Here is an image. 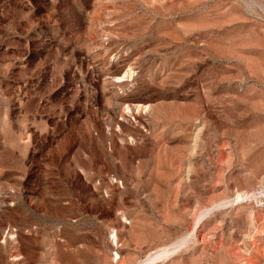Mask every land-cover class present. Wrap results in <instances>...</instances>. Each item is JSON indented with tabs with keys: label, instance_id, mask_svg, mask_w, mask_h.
<instances>
[{
	"label": "rangeland",
	"instance_id": "1",
	"mask_svg": "<svg viewBox=\"0 0 264 264\" xmlns=\"http://www.w3.org/2000/svg\"><path fill=\"white\" fill-rule=\"evenodd\" d=\"M259 224L264 0H0V264H264Z\"/></svg>",
	"mask_w": 264,
	"mask_h": 264
},
{
	"label": "bare ground",
	"instance_id": "2",
	"mask_svg": "<svg viewBox=\"0 0 264 264\" xmlns=\"http://www.w3.org/2000/svg\"><path fill=\"white\" fill-rule=\"evenodd\" d=\"M109 6H110V5H109ZM105 7H106V6H105ZM116 11H117V10H116ZM95 29H96V28H95ZM175 33H176V32H175ZM116 70H117V69H116ZM115 72H116V71H115ZM124 72H125V71H124ZM132 72H133V70H132ZM112 73H113V72H112ZM117 74H118V73H117ZM129 74H131V73H129ZM127 75H128V74H127ZM118 79H119V77H118ZM108 80H109V79H108ZM105 81H106V80H105ZM123 81H124V80H123ZM105 83L108 84V82H105ZM107 84H106V85H107ZM112 84H113V82H112ZM117 84H118V83H117ZM119 85H120V84H119ZM109 86H110V85H109ZM115 86H116V82H115ZM102 87H104V85H103ZM119 87H120V86H119ZM115 88H116V87H115ZM116 99H117V98H116ZM118 100H119V99H118ZM107 102H108V101H107ZM113 103H114V102H113ZM106 104H108V103H106ZM115 104H116V103H115ZM119 105H120V104H119ZM178 105H179V104H178ZM100 106H101V105H100ZM113 106H114V104H113ZM113 106H112V107H113ZM105 107H106V106H105ZM105 107H104V108H105ZM131 107H132V106H131ZM98 108H99V107H98ZM128 108H129V107H128ZM133 108H134V107H133ZM137 108H138V107H137ZM115 109H116V108H115ZM131 109H132V108H131ZM128 110H129V109H128ZM132 110H133V109H132ZM135 110H136V109H135ZM148 110H149V109H148ZM97 111H98V110H97ZM105 112H107V110H106ZM108 112H109V111H108ZM108 112H107V113H108ZM138 112H139V111H138ZM95 113H96V112H95ZM100 113H101V112H100ZM115 113H116V111H115ZM131 113H133V112L131 111ZM136 113H137V112H136ZM193 113H194V112H193ZM109 114H110V112H109ZM111 114H112V113H111ZM113 114H114V113H113ZM128 114H129V113H128ZM99 115H100V114H99ZM99 115H98V116H99ZM105 115H106V114H105ZM96 116H97V115H96ZM98 116H97V117H98ZM110 116H111V115H110ZM126 116H127V115H126ZM99 117H100V116H99ZM99 117H98V118H99ZM116 117H117V116H116ZM137 117L140 118V116H137ZM135 118H136V117H135ZM112 119H113V118H112ZM115 119H116V118H115ZM127 119H128V118H127ZM192 126H193V125H192ZM185 127H186V126H185ZM195 129H196V127H195ZM195 129H194V130H195ZM192 132H193V131H192ZM189 137H190V136H189ZM161 146H162V145H161ZM225 157H226V156H225ZM183 179H184V178H183ZM244 188H245V187H244ZM244 188H243V189H244ZM253 188H254V187H253ZM241 189H242V188H241ZM241 189H240V190H241ZM174 190H175V189H174ZM242 193H243V192H242ZM201 194H202V193H201ZM161 196H162V195H161ZM237 196H238V195H237ZM207 198H208V197H207ZM237 198H238V197H237ZM97 199H98V198H97ZM195 199H196V198H194V200H195ZM204 200H205V199H204ZM102 202H103V201H102ZM104 202H105V201H104ZM104 202H103V203H104ZM212 203H213V202H212ZM212 203H211V204H212ZM233 203H234V202H233ZM7 204H8V203H7ZM211 204H210V205H211ZM213 204H214V203H213ZM226 204H227V203H226ZM236 205H237V204H236ZM202 206H203V205H202ZM239 206H240V205H239ZM239 206H238V207H239ZM191 207H192V206H191ZM208 207H209V206H208ZM214 207H216V206L213 205V206H211V207H209V208H206V210H205L204 212L202 211V213L199 214V216L197 217L196 223H195V225H194V228L192 229V232H191L190 236H193V235L196 233L197 229H199L198 227H200V224H201V221H202L203 216H204L206 213H208L210 210H212ZM238 207H237V208H238ZM110 208H111V207H110ZM237 208H236V209H237ZM111 209H112V208H111ZM197 210H198V209H197ZM254 212H255V211H254ZM254 212H253V213H254ZM213 213H214V212H213ZM213 213H212V214H213ZM257 213H258V212H257ZM257 213H256V214H257ZM258 214H259V213H258ZM197 215H198V214H197ZM253 215L255 216V214H253ZM218 216H221V215H218ZM254 216H253V217H254ZM259 216H260V215H259ZM225 217H226V216H225ZM225 217H224V218H225ZM256 218H257V217H256ZM259 218H260V217H259ZM134 219H135V218H134ZM220 219H221V218H220ZM226 219H227V217H226ZM218 220H219V219H218ZM255 220H256V219H255ZM258 220H261V219H258ZM133 221H134V220H133ZM133 221H131V222H133ZM223 222H224V220H223ZM226 222H227V221H226ZM249 223H250V222H249ZM251 223H252V222H251ZM252 224H253V223H252ZM259 225H260V224H259ZM259 225H258V226H259ZM254 226H255V223H254ZM254 226H252V227H254ZM262 226H263V225H262ZM262 226L260 225V228H261V229L263 228ZM207 227H208V226H207ZM211 228H212V227H211ZM254 228H255V227H254ZM257 228H258V227H257ZM260 228H258V229H260ZM231 229H232V228H231ZM208 230H209V228H208ZM232 230H233V229H232ZM252 230H253V229H252ZM254 230H255V229H254ZM262 230H264V228H263ZM169 231H170V230H169ZM205 231L207 232L206 227H205ZM205 231H204L203 233H205ZM237 231H238V230H237ZM241 231H242V230H241ZM252 232H253V231H252ZM214 233H215V231H214ZM214 233H213V234H214ZM234 233H235V232H233V234H234ZM248 233H249V232H248ZM248 233H247V234H248ZM216 234H217V233H216ZM255 234H256V233H255ZM210 235H211V234H210ZM249 235H250V234H249ZM249 235H248V236H249ZM12 236H13V235H12ZM206 236H207V234H206ZM211 236H212V235H211ZM254 236H255V235L252 234V235H251V238H253ZM200 237H201V236H200ZM244 237H245V235H244ZM256 237H257V236H256ZM157 238H158V237H157ZM235 238H236V237H235ZM248 238H249V237H248ZM179 239H180V238H179ZM190 239H191V238H190ZM203 239H205V237H203ZM238 239H239V238H238ZM243 239H244V238H243ZM258 239H259V238H258ZM207 240H208V238H207ZM176 241H177V240L175 239V242H176ZM240 241H241V240H240ZM173 242H174V241H173ZM197 242H198V241H197ZM206 242H207V241H206ZM241 242H242V241H241ZM247 242H248V241H247ZM255 242H256V241H255ZM184 243H185V240L182 239V240H180L178 243H176L175 246L180 247V246L183 245ZM202 243H203V242H202ZM242 243H244V242H242ZM249 243H250V242H249ZM253 244H254V242H253ZM253 244L251 243V245H253ZM166 245H167L166 247L169 246L168 244H166ZM164 246H165V245H164ZM185 246H187V245H185ZM206 246H207V244H206ZM223 246H224V245H223ZM226 246H227V245H226ZM257 246H258V245H255V247H257ZM259 246H260V245H259ZM159 247H160V246H159ZM162 247H163V246H162ZM196 247H197V246H196ZM243 247H244V246H243ZM250 247H251V246H250ZM250 247H249V248H250ZM174 248H175V247H174ZM174 248H173V249H174ZM199 248H200V247H199ZM227 248H228V247H227ZM262 248H263V246H262ZM168 249H169V248H168ZM173 249H172V250H173ZM216 249H217V248H216ZM236 249H237V246H236V248H235L234 250H236ZM239 249H240V248H239ZM254 249H256V248H254ZM263 249H264V248H263ZM156 250H157V249H156ZM160 250H161V249H160ZM181 250H183V249H181ZM194 250H195V249H194ZM198 250H199V249H198ZM251 250H252V249H251ZM256 250H258V248H257ZM162 251H163V250H162ZM183 251H184V250H183ZM195 251H196V250H195ZM216 251H217V250H216ZM243 251H244V249H243ZM168 252H169V251H168ZM198 252H199V251H198ZM232 252H233V250H232ZM236 252H237V251H236ZM247 252H248V251H247ZM249 252H250V251H249ZM159 253H161V252H159ZM159 253H157V254H159ZM201 253H202V252H201ZM239 253H240V252H239ZM244 253H245V252H244ZM172 254H174V253H172ZM180 254H182V253H180ZM223 254H224V253H223ZM241 254H242V253H241ZM248 254H252V253H248ZM263 254H264V253H263ZM126 255H127V254H126ZM146 255H147V254H146ZM164 255H165V254H164ZM176 255H177V254H176ZM236 255H237V254H236ZM238 255H239V254H238ZM252 255H253V254H252ZM255 255H256V254H255ZM261 255H262V254H261ZM126 257H127V256H126ZM146 257H147V256H146ZM171 257H172V256H171ZM233 257H234V256H233ZM238 257H239V256H238ZM243 257H244V256H243ZM252 257H253V256H252ZM252 257L250 256V258H252ZM121 258H122V257H121ZM143 258H144V257H143ZM149 258H150V257H149ZM162 258H164V257H162ZM175 258H176V257H175ZM175 258H174V259H175ZM144 259H145V258H144ZM176 259H177V258H176ZM176 259H175V260H176ZM245 259H246V258H245ZM157 260H158V259H157ZM220 260H221V259H220ZM240 260H241V259H240ZM246 260H248V259H246ZM146 261H147V260H146ZM149 261H150V259H149ZM170 261H171V260H170ZM172 261H173V260H172ZM254 261H255V260H254ZM257 261H258V260H257ZM262 261H264V260H262ZM143 262H144V261H143ZM247 262H249V261H247ZM250 262H251V261H250ZM159 263H160V262H159ZM164 263H165V262H164ZM253 263H254V262H253ZM260 263H261V262H258V264H260ZM263 263H264V262H263ZM141 264H142V263H141ZM143 264H147V263H143ZM246 264H247V263H246ZM256 264H257V263H256Z\"/></svg>",
	"mask_w": 264,
	"mask_h": 264
}]
</instances>
